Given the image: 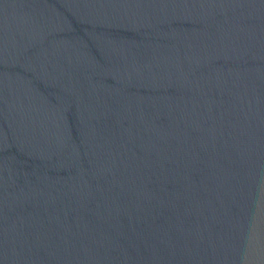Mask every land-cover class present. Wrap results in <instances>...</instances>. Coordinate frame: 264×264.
<instances>
[{"label":"water","instance_id":"water-1","mask_svg":"<svg viewBox=\"0 0 264 264\" xmlns=\"http://www.w3.org/2000/svg\"><path fill=\"white\" fill-rule=\"evenodd\" d=\"M0 264H264V0H0Z\"/></svg>","mask_w":264,"mask_h":264}]
</instances>
